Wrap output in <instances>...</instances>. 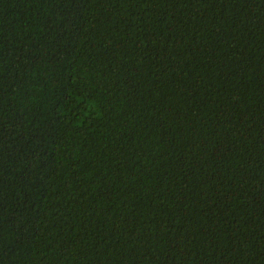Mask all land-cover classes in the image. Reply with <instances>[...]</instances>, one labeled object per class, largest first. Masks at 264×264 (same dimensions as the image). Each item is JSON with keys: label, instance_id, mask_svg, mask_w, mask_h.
<instances>
[{"label": "trees", "instance_id": "obj_1", "mask_svg": "<svg viewBox=\"0 0 264 264\" xmlns=\"http://www.w3.org/2000/svg\"><path fill=\"white\" fill-rule=\"evenodd\" d=\"M0 264H264V0H0Z\"/></svg>", "mask_w": 264, "mask_h": 264}]
</instances>
